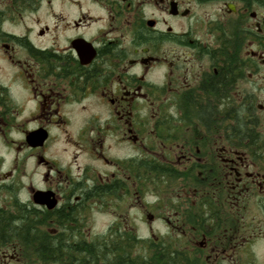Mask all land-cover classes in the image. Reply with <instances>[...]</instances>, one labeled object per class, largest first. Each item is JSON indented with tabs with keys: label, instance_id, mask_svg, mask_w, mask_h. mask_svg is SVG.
I'll use <instances>...</instances> for the list:
<instances>
[{
	"label": "flooded vegetation",
	"instance_id": "obj_1",
	"mask_svg": "<svg viewBox=\"0 0 264 264\" xmlns=\"http://www.w3.org/2000/svg\"><path fill=\"white\" fill-rule=\"evenodd\" d=\"M0 142V264H118L130 159L151 258L264 264V0H0Z\"/></svg>",
	"mask_w": 264,
	"mask_h": 264
},
{
	"label": "rangeland",
	"instance_id": "obj_2",
	"mask_svg": "<svg viewBox=\"0 0 264 264\" xmlns=\"http://www.w3.org/2000/svg\"><path fill=\"white\" fill-rule=\"evenodd\" d=\"M3 149V145L0 142V149ZM135 153V149L128 145L118 146V160L125 159L130 154ZM13 154V151L11 152ZM123 167V166H122ZM125 168L123 167V178ZM147 182V180H146ZM142 187L139 185L135 187L131 184V180L125 182L126 188H120L118 190V230L123 231L124 229L133 232L138 240H148L157 235L163 236L166 234L167 227L163 221L155 219L152 221L148 214V202H152L155 198L156 191L162 192L164 190L163 184L154 185L150 182ZM95 219L91 221V230L93 233H105L109 236L108 229L113 225V217L109 214L100 213L95 215ZM115 226V228H116ZM174 236V235H173ZM172 241L179 246V237H171ZM182 243V242H181ZM142 243L137 245L136 251L143 253L144 248H141ZM178 244V245H177ZM263 254L260 251L255 264H262Z\"/></svg>",
	"mask_w": 264,
	"mask_h": 264
},
{
	"label": "trees",
	"instance_id": "obj_3",
	"mask_svg": "<svg viewBox=\"0 0 264 264\" xmlns=\"http://www.w3.org/2000/svg\"><path fill=\"white\" fill-rule=\"evenodd\" d=\"M134 162L135 160L133 159L121 161L122 166L125 168L124 173L126 176L122 179V185L121 187L118 186V190L120 188H126L125 182L129 181V176L131 177V175H134L135 173H140V170L142 171V173L147 170L145 173H148L150 164L149 168L147 169L145 164L139 162L140 164L137 165ZM133 165H135L136 167H134ZM144 180L146 181L147 179ZM148 240H138L133 232H129L125 229L123 231L118 230V240L114 239L113 237L106 238L105 244L108 246V252L106 253V261H115L117 259L116 254H118V264H150V261L153 260L158 262V264H163V255L165 251L162 247L163 238H161L159 242L154 243L156 255L154 258H151L149 256L147 246L148 244H152V242L151 239ZM140 242L142 243L141 248H144L143 253L136 251L137 245ZM177 250L178 249L175 247L172 248L170 264H179V257H177L175 253L173 254V251L176 252ZM94 254L99 255L98 252Z\"/></svg>",
	"mask_w": 264,
	"mask_h": 264
}]
</instances>
